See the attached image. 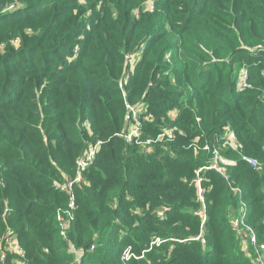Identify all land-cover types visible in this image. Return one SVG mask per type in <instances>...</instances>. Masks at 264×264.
Segmentation results:
<instances>
[{
    "label": "trees",
    "instance_id": "1",
    "mask_svg": "<svg viewBox=\"0 0 264 264\" xmlns=\"http://www.w3.org/2000/svg\"><path fill=\"white\" fill-rule=\"evenodd\" d=\"M149 1L0 0V254L11 232L24 264H73L59 213L81 264H126L127 247L144 252L127 264H255L231 223L243 202L264 243V0ZM126 105L148 153L119 136ZM96 142L80 182L57 188ZM213 150L236 164L205 169Z\"/></svg>",
    "mask_w": 264,
    "mask_h": 264
},
{
    "label": "built area",
    "instance_id": "2",
    "mask_svg": "<svg viewBox=\"0 0 264 264\" xmlns=\"http://www.w3.org/2000/svg\"><path fill=\"white\" fill-rule=\"evenodd\" d=\"M15 8L14 4H9L4 11L9 12L12 11ZM151 9H152V5H151ZM139 53H136L135 55L129 56L126 55L124 57V65L128 66L129 69L131 70L133 68L134 63L138 60L139 57ZM248 76H247V72L245 69H242L239 72L238 75V80H237V89L239 91H242L244 89H246L248 87ZM118 87L121 88L122 84L120 81H118ZM126 108L128 110V114H131V117L133 119V124L130 125L129 130L127 131H122L119 136L122 137L123 140H125L127 143H134L138 146H141L143 149L142 151L144 153H148L149 149L147 148V146L152 142V141H139L140 138V126H139V122L137 121L136 118V114L137 111L136 109H134L133 107H130L129 105H126ZM126 119H129V116H126ZM164 137L167 138H172L173 134L171 130H164L162 134H160L158 136L157 139H162ZM224 145L227 146L228 148H230L232 151L236 152L237 154H239V158L241 161L247 163L251 168H257L259 166V163L257 160L247 157L243 154H241V152H239V143L237 141L236 136L234 135L233 132H231L230 130H226L222 137L220 138ZM100 142H96L93 145H90L87 147V149L85 150V152L82 154V157L80 159H78L76 161V166L78 169L77 172V176L75 178V180L73 182H66L64 184H58L57 188L61 189V190H67L68 193H70V189L71 186L75 183H79L80 182V171L85 169L86 167H88L89 165H91L95 155L97 154L99 147H100ZM204 150H207V147L203 148ZM263 151H264V147H263ZM213 162L211 164V166L205 168V169H211V170H215L219 173H221V166H234L236 163L233 160H229V159H225L222 158L217 150H213ZM202 169H200L197 172L196 177L193 179V183L195 184V187L197 188V196H198V200L199 203L201 205V209L199 210V214L202 217V221L204 222L205 220V207H204V203H203V189L201 188V181L202 178L199 175V172ZM237 192V189H234V193ZM73 198H71L70 201V205L69 207L72 209L73 208ZM241 207L239 208V216L235 217L232 220V228L238 232L240 240L242 243L246 242V243H250L253 245L254 247V252L256 255V262L255 264H264V260H263V255H262V251L264 250V243H257L255 234L252 230V228L247 225L244 222V216H245V211L246 209L244 208L245 205L243 202H240ZM66 215L69 219H71V214L70 212H66ZM57 220L59 222V226H60V235L61 237L67 242V249H68V253L72 256L73 260L72 263L73 264H81L82 263V257H83V252L79 249V248H75L70 241L66 238V234H65V229L67 228L68 225V221H66L64 219V217L62 215H60L59 213L57 214ZM198 239V238H196ZM161 243V241L159 239H155L154 242H152L151 245H159ZM92 250V247H91ZM143 253H141L140 256H136L132 253L131 248L127 247L125 248V250L122 253V257L121 259L127 264L131 259H140L143 257ZM17 255L19 258H21L20 262H17V264H24V262H22V259L24 257V252L21 248H19L16 245V242L14 240H12V236H11V232L7 233L4 236V242H3V249L1 251L0 254V261L3 264L5 258L7 257V255Z\"/></svg>",
    "mask_w": 264,
    "mask_h": 264
},
{
    "label": "rangeland",
    "instance_id": "3",
    "mask_svg": "<svg viewBox=\"0 0 264 264\" xmlns=\"http://www.w3.org/2000/svg\"><path fill=\"white\" fill-rule=\"evenodd\" d=\"M151 3H152V0L146 3V4H148V5H147V8H148V9H151ZM258 163H259V162H258ZM241 244H243L245 247L247 246L246 242H244V243L241 242Z\"/></svg>",
    "mask_w": 264,
    "mask_h": 264
}]
</instances>
